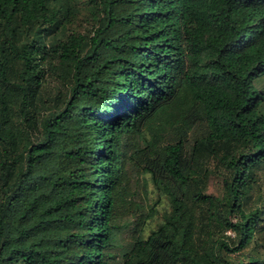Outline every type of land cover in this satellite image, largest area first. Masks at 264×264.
Instances as JSON below:
<instances>
[{"label":"trees","instance_id":"16d2710c","mask_svg":"<svg viewBox=\"0 0 264 264\" xmlns=\"http://www.w3.org/2000/svg\"><path fill=\"white\" fill-rule=\"evenodd\" d=\"M72 1L0 0V264H264V0H88L62 38ZM172 107L200 133L146 138ZM140 168L172 205L148 235Z\"/></svg>","mask_w":264,"mask_h":264},{"label":"rangeland","instance_id":"374dc122","mask_svg":"<svg viewBox=\"0 0 264 264\" xmlns=\"http://www.w3.org/2000/svg\"><path fill=\"white\" fill-rule=\"evenodd\" d=\"M72 5L75 8L74 16L71 17L70 21H67L68 30L63 32L59 31L58 36L65 38L67 32L70 31H80L84 34H90L93 30L92 23V10L93 5H90L88 0H73ZM53 37V36H52ZM54 59L53 55H46V61H44L45 74H44V87L43 99L48 100L57 96L60 92L65 91V87L61 79L48 70V62ZM255 86L261 90H264V77L257 79ZM41 102L40 111H47L46 109L48 102ZM46 109V110H45ZM182 114L178 111L176 107L168 108L166 111L159 114L157 119L153 124L145 131L146 138L150 139L152 136L158 138L159 141L163 143L175 142L180 138L189 139L192 141L200 133L199 126L193 127V131L187 129L189 127V122L185 124L182 123ZM187 119L186 121H190ZM207 169H220V163L213 157L207 161ZM261 171V170H260ZM264 193V173H260L257 177V181L253 183L252 199L251 204L255 206L259 203L258 196ZM131 197L134 199L135 203L139 204V212H144L149 218L143 229L144 235H148L150 231L157 227V225L164 219V215L171 211V199L168 192L165 190L164 186L156 183L151 174L145 172L144 168L136 169L133 173V179L131 182ZM132 216L130 226H126L120 235L122 241L128 240L134 227H136V222ZM234 235L233 231H229Z\"/></svg>","mask_w":264,"mask_h":264}]
</instances>
